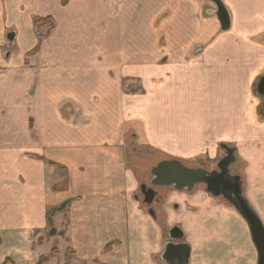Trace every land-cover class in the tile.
<instances>
[{"label":"crops","instance_id":"0c3cea01","mask_svg":"<svg viewBox=\"0 0 264 264\" xmlns=\"http://www.w3.org/2000/svg\"><path fill=\"white\" fill-rule=\"evenodd\" d=\"M210 1L0 0V43L19 48L0 54V264H166L173 225L188 264H257L228 200L173 191L153 216L135 196L138 149L214 157L226 144L264 226V0H222L226 30ZM33 15L50 19L40 42ZM193 106L194 119H162Z\"/></svg>","mask_w":264,"mask_h":264},{"label":"water","instance_id":"95a60500","mask_svg":"<svg viewBox=\"0 0 264 264\" xmlns=\"http://www.w3.org/2000/svg\"><path fill=\"white\" fill-rule=\"evenodd\" d=\"M215 6V12L221 30L229 27L228 11L222 0H211ZM7 40L13 45L15 32L6 34ZM256 92L264 99V75L256 84ZM225 155L218 160V171H208L202 167L187 166L180 160H163L151 169L154 177L152 184L161 187L171 186L178 190L192 191L197 184H204L205 190L213 196L223 195L240 213L246 221L251 239L258 254L257 264H264V226L257 214L248 204L242 193L239 175L229 174V165L234 161V148L221 144ZM141 193L146 204H150L155 196L152 188L146 189L145 184L140 185ZM148 212L154 216V211L149 208ZM54 232V229H51ZM184 239V232L178 225H173L167 232V241L161 253V259L166 264H188L190 256V245Z\"/></svg>","mask_w":264,"mask_h":264},{"label":"rangeland","instance_id":"374dc122","mask_svg":"<svg viewBox=\"0 0 264 264\" xmlns=\"http://www.w3.org/2000/svg\"><path fill=\"white\" fill-rule=\"evenodd\" d=\"M210 4L212 5L211 1H210ZM213 7H215V6H213ZM32 20H33L34 24L37 25L38 41L40 42L41 36L46 34V30L40 28V26L48 23V21H50V19H47V18L41 19L40 17L33 15ZM46 20H48V21H46ZM3 40L8 41L7 38L5 39V37H3ZM18 49L19 48H18L17 44H14L13 47H11V46L9 47V45H7L5 43H0V54L2 56H4L7 53L11 54L12 51L16 52ZM174 66L176 67L177 65H174ZM167 79H168V77L165 74L164 77L158 79L159 80L158 82L163 81L160 83V85H162L163 83H165L167 81ZM140 87H141V85L138 81H130L129 84L126 86V88H128L129 90L130 89H137ZM180 88L183 89V86L180 85ZM183 90L186 92L185 89H183ZM172 106H173V104H172ZM174 106H176V105L174 104ZM173 111L175 113L174 112H166L168 114V116H164V117H162V119H165V118L176 119V120H179V124H180V122H181L180 117L182 118L184 116L185 118H189V119L193 118L194 119L197 115H199V113L195 110L194 106L192 107V109L191 108L186 109L183 107L182 108H174ZM261 117L264 118L263 115H261ZM142 125L139 124L140 132L142 133L143 136L145 135L146 137H149L150 136L149 135L150 130L148 129V127L143 126L144 127V133H145L144 134L142 132ZM128 137L130 138V135H128ZM130 140H131V138H130ZM133 146L135 147V144ZM217 148H218L217 149L218 152L214 157L212 156V153H214V152L212 150H210V157H208L206 155H199L196 157L182 158V157H184V156H181V155H183L182 152H178V153H181V154H178V156H181V157H175L174 155H177V154H175L176 152L173 153L174 155L173 154L171 155V153H168V152L156 153L154 150H150V148L145 146L141 149H138V153H137L138 160H135L132 163V166L134 167V170L137 172L138 181H141V183H146L148 185V180H149V177L151 174L150 172H151L152 167L154 165H156L158 162L163 161V160H170L172 158L179 159L188 166H200V167H203L204 169L209 170V171L213 168H217L218 160H220L225 155V150L220 145H218ZM157 156H160V160H158V161H157ZM234 157H235L234 161L229 165V174H231V175L241 174L242 175L243 172H241L240 164L237 161L235 154H234ZM241 178H243V176ZM241 186L244 188L243 183L241 184ZM157 187H158L157 188V192H158L157 197H159L161 200L168 199L169 194L173 191H177L179 195H184V194L188 195V194H190V193H192L198 189L206 191L204 184H197L196 187L192 191H188L186 189L178 190V189H175L171 186L161 187L158 185ZM207 193L209 194L208 198H209L210 204H212L213 206H215V205H219V206L220 205H224V206L229 205V203L227 201H225L227 199L223 195L213 196L209 192H207ZM135 194L138 196L137 197L138 200H140L142 198L141 193L139 192L138 188L136 189ZM153 204H154V202L151 203L152 206H153ZM144 206H146V205H144ZM50 212H52V211H50ZM52 228H53V226H52ZM52 228H50V232H51ZM53 229L55 230V228H53ZM165 238L167 241V235ZM165 238H164V241H165ZM6 264H13V263L8 260V261H6Z\"/></svg>","mask_w":264,"mask_h":264},{"label":"flooded vegetation","instance_id":"af4514ba","mask_svg":"<svg viewBox=\"0 0 264 264\" xmlns=\"http://www.w3.org/2000/svg\"><path fill=\"white\" fill-rule=\"evenodd\" d=\"M264 100V99H263ZM172 159H174V158H172ZM174 160H179V159H174ZM181 161V160H180ZM155 166V165H154ZM188 166V165H187ZM191 167H200V166H191ZM203 168V167H202ZM209 171V170H208ZM210 171H218V167L217 168H213V169H211ZM151 173V172H150ZM152 181H154V177H153V175L152 174H150V177H149V180H148V185L146 184V183H140L139 184V186H138V189H139V192L141 193V190H140V185L141 184H145L146 185V189H148V188H152L154 191H155V196H154V198H153V201L152 202H159V201H163V200H161L159 197H157V194H158V192H157V184H152ZM135 196H136V198L138 197L136 194H135ZM141 196H142V198L140 199V201L142 202V203H144L145 205H146V207L147 208H149V207H151V203L150 204H146L144 201H143V198H144V196H143V194L141 193Z\"/></svg>","mask_w":264,"mask_h":264},{"label":"trees","instance_id":"16d2710c","mask_svg":"<svg viewBox=\"0 0 264 264\" xmlns=\"http://www.w3.org/2000/svg\"><path fill=\"white\" fill-rule=\"evenodd\" d=\"M264 103V102H263ZM262 103V105L258 106V114L259 115H263L264 116V104ZM52 212H50V210L48 211V214H51ZM56 249L53 248L52 253H56ZM13 263V262H12ZM14 264V263H13Z\"/></svg>","mask_w":264,"mask_h":264}]
</instances>
